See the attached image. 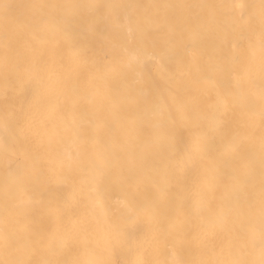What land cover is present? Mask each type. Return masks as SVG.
Segmentation results:
<instances>
[{
    "label": "bare ground",
    "instance_id": "bare-ground-1",
    "mask_svg": "<svg viewBox=\"0 0 264 264\" xmlns=\"http://www.w3.org/2000/svg\"><path fill=\"white\" fill-rule=\"evenodd\" d=\"M4 4L61 7H13L6 28ZM262 12V0H0V230L35 210L34 260L199 258L192 237L230 227L244 192L229 179L238 134L258 198ZM44 13L69 23L41 45L24 24Z\"/></svg>",
    "mask_w": 264,
    "mask_h": 264
},
{
    "label": "snow or ice",
    "instance_id": "snow-or-ice-1",
    "mask_svg": "<svg viewBox=\"0 0 264 264\" xmlns=\"http://www.w3.org/2000/svg\"><path fill=\"white\" fill-rule=\"evenodd\" d=\"M264 6V0H262ZM13 7H38L41 9H54L58 5H32L19 6L4 4V15L6 28H10L15 20L10 17L9 9ZM97 9V14L102 15L105 5L93 6ZM238 8L245 7L243 4ZM55 22L58 26H67L69 21L60 16L52 17L49 13L42 14L35 24L27 22L24 27L32 31L33 38L41 45L46 43L47 35L45 28ZM262 28H264V12H262ZM11 39L5 43V48L10 47ZM262 80L260 88V122H261V149L259 158V193L258 198L254 191L253 183L256 162L248 154L245 148V138L243 134H238V138L230 141L232 150L238 159L243 163L233 169L229 179L234 185L244 188L243 194L237 191L235 202L225 210V217L231 221V226L224 231L212 232L201 237H192L190 252L198 255L199 258L191 260H177L172 264H264V59H262ZM238 87H243L238 84ZM103 176L101 177V179ZM31 200V194H28ZM243 201V203H241ZM123 207L128 208L127 202H123ZM235 214V219H232ZM128 219L135 222L136 217L129 215ZM42 219L35 210L24 211L15 216H6L3 229L0 230V264H85L79 260H34L31 258L35 244H43L44 236L41 231ZM259 235V257L256 258V235ZM158 240V237H153ZM164 243L168 241L165 238ZM63 246H72L71 240H65ZM88 264H105L104 261H90ZM131 264H141L133 261ZM150 264V262H144ZM159 264H169L167 261Z\"/></svg>",
    "mask_w": 264,
    "mask_h": 264
}]
</instances>
